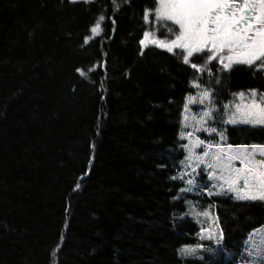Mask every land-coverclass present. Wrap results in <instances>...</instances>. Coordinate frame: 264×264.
Wrapping results in <instances>:
<instances>
[{
	"label": "trees",
	"instance_id": "16d2710c",
	"mask_svg": "<svg viewBox=\"0 0 264 264\" xmlns=\"http://www.w3.org/2000/svg\"><path fill=\"white\" fill-rule=\"evenodd\" d=\"M156 3L0 0V264L249 262L264 201L181 194V114L199 76L182 55L140 45L145 31L174 38L145 22ZM201 83L225 105L264 93V67L212 66ZM227 133L264 145V127ZM191 199L215 211L224 241L183 256L202 245Z\"/></svg>",
	"mask_w": 264,
	"mask_h": 264
},
{
	"label": "snow or ice",
	"instance_id": "6c2138e0",
	"mask_svg": "<svg viewBox=\"0 0 264 264\" xmlns=\"http://www.w3.org/2000/svg\"><path fill=\"white\" fill-rule=\"evenodd\" d=\"M115 4V0H113ZM119 6L117 5V8ZM155 17V22L160 27H166L167 31L174 35L170 41L158 40L154 34L145 31L143 38L139 41L141 46L146 47L149 43L155 44L161 49L171 53L175 49L183 50V61L189 63V59L194 54L204 53L208 56V61L216 60L223 70H230L234 65L243 64L253 66L256 62H262L264 67V0H157L156 7L150 13L145 10L144 20L149 21V16ZM105 17L101 16L94 26L90 28L93 36L101 31V21ZM168 22H171L170 25ZM89 38L85 39V43ZM193 69L203 72V67L198 68L196 64H191ZM81 76L86 73L77 69ZM194 87L199 88L197 83ZM241 99L244 93L238 94ZM213 93L204 89L199 97H187L185 108L189 104H205L207 101L209 107H206L197 123L199 127L195 131L203 129L209 133H215V128L204 127L210 120H213L214 114L220 109L215 107L212 100ZM230 108L234 111L229 112ZM223 110L228 116L227 123L264 125V97H261L255 89L250 91L248 100L235 105H224ZM188 116H184V124L187 125ZM223 139V133L219 134ZM189 139L193 133H187ZM204 142L196 139L191 146L185 145L189 152L186 160L191 165L195 160L196 166H205L212 170L209 173L210 178L222 181L220 188L235 194V198L242 201H264V145H226L216 144L208 145L203 155H196L194 149L203 145ZM215 147V151L210 150ZM235 149V151H233ZM257 155L261 159H257ZM211 162H207L208 157ZM239 161L241 167H235L233 162ZM219 169V173L216 170ZM195 172V168H193ZM227 174V175H225ZM176 179V177H173ZM183 180V177H180ZM243 184H240V181ZM187 183L192 185L194 181L188 179ZM191 188L183 191H191ZM211 195V193H209ZM202 215H209L204 212ZM222 238V231L217 228L213 231L211 228L202 229L200 238L213 240ZM202 245L184 246L180 249L183 256L193 255L197 248Z\"/></svg>",
	"mask_w": 264,
	"mask_h": 264
},
{
	"label": "rangeland",
	"instance_id": "374dc122",
	"mask_svg": "<svg viewBox=\"0 0 264 264\" xmlns=\"http://www.w3.org/2000/svg\"><path fill=\"white\" fill-rule=\"evenodd\" d=\"M71 1L72 2H84L87 0H71ZM154 36L156 39L161 40L160 37L158 36V34H154ZM165 41H167V40H165ZM153 46L158 47L155 44L149 43L146 47L143 46V50H145L149 47H153ZM171 53L177 54V55H182V56H180L182 58H183V55L185 54V53H183V50H181V49H175ZM195 58H200V60H201L198 63H196L198 68L203 67L205 70L203 72H200L197 69H195L198 72V76H199V81H196L195 83L199 84L200 87L197 88V87L193 86V88L195 89V94H190L187 97L194 96V97L198 98L199 94L204 89H208L207 87L203 86L201 83L202 75L205 73H208L212 66H216V67L220 68L221 70H223V69H222V67L218 61L213 60V61L209 62L208 56L204 53L194 54V57L190 58L189 63H187L186 65L191 67V64H193V60ZM202 58H203V64H202ZM260 64H262V62H260ZM237 65H239V64H237ZM234 66H236V65H234ZM209 91L212 92L211 90H209ZM257 93L261 97H264V93H260V92H257ZM244 94L245 95H244L243 99H241L239 97V95L236 94L234 96L233 100L230 103L225 104V105H235L236 103H243L244 101L248 100L250 92H246ZM212 100H213V96H212ZM213 102L215 104V107L217 109H220V111L216 112L214 114L213 120H210L207 123V125H205L204 127L215 128L217 130L215 133H209L207 131H204L203 129H201L200 131H195V129L197 127H199V125L197 123L199 117L201 116V114L203 113L205 108L210 106V105H208L207 101L203 105L198 104V103L197 104H189L187 109H186L185 108V104L187 103V99H186L185 103L183 105L182 114H181L180 138L184 142L185 158L182 161V171H181L180 177H183V181L185 184V187L183 188V190L188 189V188H191L192 190L191 191H183L182 190L181 194L187 193L190 195H199L202 198L224 197V196H232L233 198H235V194L233 192L228 191L226 185H225L224 189L221 190L220 185H221L222 181H219L218 179H216L215 175H213L210 178L209 173L212 170L206 168L203 165L200 167H197L195 160H193L191 162V165H189V162L186 160V157L189 155V152L185 148V145L191 146L195 143L196 139L199 138V140L203 141L204 144L201 145L200 147L195 148L194 152L196 155L202 156L204 151L207 149L208 145L215 146L216 144H221V145L225 146V149H226V145L230 144L228 133H227L228 127H232V126L264 127V125H249V124H243V123H237V124L227 123L226 121L228 119V116L225 115V113H224V110H223L224 105H219L214 100H213ZM231 111H234V108H230L229 112H231ZM185 115L188 116V121H187L188 126H185V124H184V116ZM187 133H193V136L191 139L188 138ZM220 133H223V139H221V136L219 135ZM248 146H250V145H248ZM210 151L214 152L215 147H213ZM233 151H235V149H233ZM257 159H261V157L259 155H257ZM207 162H209V163L211 162L210 156L208 157ZM233 164L235 167H241L239 161H234ZM193 168H195V172H193ZM216 173L217 174L219 173V169L216 170ZM225 175H227V174H225ZM188 179H192L194 181V183L192 185H189L187 183ZM240 184L241 185L243 184L242 180L240 181ZM209 193H211V195ZM236 200H238V199H236ZM239 201H242V200H239ZM199 203L202 204L201 201L197 202L194 199H191L188 202L189 210H188L186 215H191L198 222V224L201 226L202 229L211 228L213 231H216L218 228L219 230H221V227L219 225L215 211H213L212 209H208L206 212L209 213V215H207V216L202 215V213H204L206 209H201L200 206L198 205ZM223 241H224L223 233H222V238L218 237L217 239H213V240L201 239L203 247L198 248L193 255H198L201 252L202 253L205 252L207 247L208 248H211V247L219 248L222 245ZM246 253L249 256L248 257L249 262L247 264H264V226L254 230L249 235V237L246 241Z\"/></svg>",
	"mask_w": 264,
	"mask_h": 264
}]
</instances>
